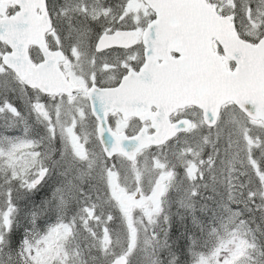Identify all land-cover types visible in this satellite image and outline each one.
<instances>
[{
    "label": "snow or ice",
    "instance_id": "1",
    "mask_svg": "<svg viewBox=\"0 0 264 264\" xmlns=\"http://www.w3.org/2000/svg\"><path fill=\"white\" fill-rule=\"evenodd\" d=\"M0 264H264V0H0Z\"/></svg>",
    "mask_w": 264,
    "mask_h": 264
}]
</instances>
